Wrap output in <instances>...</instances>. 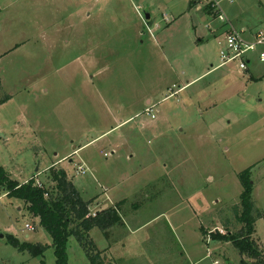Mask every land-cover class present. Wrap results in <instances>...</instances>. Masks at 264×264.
<instances>
[{
    "label": "rangeland",
    "instance_id": "374dc122",
    "mask_svg": "<svg viewBox=\"0 0 264 264\" xmlns=\"http://www.w3.org/2000/svg\"><path fill=\"white\" fill-rule=\"evenodd\" d=\"M211 3L214 12L194 0H0V95L10 97L0 106V166L20 184L34 177L47 189L48 170L63 169L82 199H93V215L125 199L121 221L143 227L131 233L121 223L106 235L115 264H251L230 243L202 240L200 226L220 233L227 221L230 233L241 231L231 208L249 167L264 215L255 201L264 199V62L249 55L255 81L233 62L166 98L177 78L185 85L220 63L227 32H264V0ZM7 234L52 242L5 194L0 264H54L51 247L31 258L7 245ZM90 236L108 244L98 229ZM166 245L170 256H145ZM66 253V264H89L73 236Z\"/></svg>",
    "mask_w": 264,
    "mask_h": 264
},
{
    "label": "trees",
    "instance_id": "16d2710c",
    "mask_svg": "<svg viewBox=\"0 0 264 264\" xmlns=\"http://www.w3.org/2000/svg\"><path fill=\"white\" fill-rule=\"evenodd\" d=\"M208 7L205 10L212 9L214 12L212 5ZM9 99L8 95H0V106ZM251 169L252 167H249L238 174L243 192L238 203L231 208L232 218L241 225V231L230 233L227 221L221 224L224 233L214 230L205 234L202 227L201 231L202 235L209 237L211 241L230 243L240 255H246L251 264H264V251L252 239L254 224L263 214L255 210L252 201ZM48 177L54 184L51 189L38 186L34 177L20 184L12 180L0 166V191L2 190L8 198L20 201L26 212L39 220L40 227L49 234L52 241L51 245L19 241L15 236L7 234L6 244L19 253H27L31 258L43 257L45 251L51 247L55 257L54 264H66V245L68 238L73 236L89 264H107L90 238L89 232L98 229L106 237L107 230L121 224L119 210L122 202L96 212L93 216L89 211L93 199L83 200L63 169L50 168ZM239 264H245V261L242 260Z\"/></svg>",
    "mask_w": 264,
    "mask_h": 264
},
{
    "label": "crops",
    "instance_id": "0c3cea01",
    "mask_svg": "<svg viewBox=\"0 0 264 264\" xmlns=\"http://www.w3.org/2000/svg\"><path fill=\"white\" fill-rule=\"evenodd\" d=\"M207 12V11H206ZM148 19V18H147ZM256 31H260V30H255V31H252V30H249V31H246V32H244V31H242L241 33H239L240 35H241V37L243 38V40H245V41H247V42H249V41H251L252 39H253V33L254 32H256ZM220 62V61H219ZM249 64H250V59H249V63H248V66H247V71L246 72H244V73H240L239 71V74H241V75H243V74H245V73H247V75H248V80L250 79V80H253V81H255L254 80V76L251 74V71H250V69H249ZM227 65H229V63L228 64H225V65H221L220 63L218 64V65H216V66H212V65H209L210 66V69H208V70H206L203 74H201L200 76H198L197 78H195L194 80H192V81H190V82H188V81H186V84L185 85H182V84H180L181 85V87H180V85H179V83H180V81H179V79L177 78V84H178V89H177V93L179 94V92L180 91H183L184 89H187V87L189 86V85H191V84H193V83H195L196 81H198L200 78H202L203 76H205V75H207V74H213L214 72H216L217 70H219V69H222V68H224L225 66H227ZM238 70V69H237ZM264 77V76H263ZM213 83H215V82H213ZM173 86H175V84L174 83H172L171 84V87H173ZM171 87H169V88H171ZM168 88V89H169ZM168 89H167V91H168ZM173 92H174V90H173ZM176 93V94H177ZM147 104H150V101L148 100L147 101ZM207 109V108H206ZM234 116L236 117V118H238V120H237V122L239 121L240 122V119L242 118V116H243V114L241 113V112H239V114H234ZM230 121L228 122V124L230 125ZM122 124V123H121ZM120 124V125H121ZM83 147H85V146H82V148ZM113 149H115V146H113L112 147ZM80 150V148H78L77 150H75L74 152H77V151H79ZM119 150V148H117V149H115V151H118ZM229 149L227 148L226 149V151H228ZM112 155L114 154V150L113 151H111L110 152ZM262 155V157L264 156V152H263V154H261ZM260 163H263L264 164V157L262 158V161L260 162ZM258 186H256V188H257ZM255 188V189H256ZM79 192V191H78ZM253 193H254V188H253ZM0 195H2V196H4L5 195V193H3V194H0ZM125 199H123L122 200V202L124 201ZM256 201V203L258 204V205H263L264 206V199L263 200H261L260 198H258V200H255ZM121 202V201H120ZM119 203V202H118ZM117 204V203H116ZM95 207H97V205L95 204ZM110 208V207H109ZM105 209H107V208H105ZM104 210V209H103ZM99 211H101L100 209H97L95 212H99ZM115 227V226H114ZM114 227H112V228H110L109 230H107L106 231V235L109 233V232H111L112 230H115L114 229ZM121 227L122 228H124V229H126V230H130V232L131 233H135V232H137V231H139V230H141L142 229V227L143 226H141L140 224L139 225H136L134 228H130L129 227V225L126 223V222H124V220H123V218H122V225H121ZM201 227L202 226H200V232H201V234H202V231H201ZM222 228V227H221ZM93 231V229L89 232V235H91V232ZM221 232V231H220ZM223 233H224V231H222ZM104 235V234H103ZM16 237V236H15ZM91 237V236H90ZM105 237V236H104ZM17 238V237H16ZM106 238V237H105ZM253 238H255L254 240L255 241H257V243L259 244V246L261 247V246H263V248H264V215H263V218H260V219H258L256 222H255V224H254V234H253ZM3 239V238H2ZM5 239V238H4ZM161 239H162V237L161 238H159L158 240L159 241H157L156 243H158V245L159 244H161ZM106 240H107V242H108V244L104 247V248H99L98 247V245L96 244V243H94V240H92L93 241V243L95 244V246H96V248H97V250L98 251H100L101 252V255H102V257H103V259L104 260H106L107 259V264H115V257H110L108 254H114V252H113V250H112V247H114V245L112 246L111 244H109V239L108 238H106ZM202 240H209V241H211L210 239H209V237H206V238H204V236L202 235ZM147 242L149 241V240H146ZM147 242H145V243H147ZM150 242L151 241H149L147 244L149 245L150 244ZM166 244V243H165ZM160 246V245H159ZM262 249V248H261ZM145 250V256H147V257H155V259L158 257L159 259H161V258H163V256L164 255H166V256H168L169 254H172V253H170V247L168 246V245H166V246H164V247H162V248H155V247H153V246H151V248H149V251L147 250V248H145L144 249ZM154 251V252H153ZM158 253V254H157ZM103 254H107V258H105L104 256H103ZM179 257H185L188 261L189 260H191V256L189 255V254H187L186 255V253L184 252V251H180L179 252ZM170 256V255H169ZM214 256H216L215 255V253H213L212 255H206V258H213ZM165 258V257H164ZM112 260H114L113 262H112ZM215 263H217L218 264V262L214 259H212V262H211V264H215ZM192 264H194V263H192Z\"/></svg>",
    "mask_w": 264,
    "mask_h": 264
},
{
    "label": "built area",
    "instance_id": "2783aa9c",
    "mask_svg": "<svg viewBox=\"0 0 264 264\" xmlns=\"http://www.w3.org/2000/svg\"><path fill=\"white\" fill-rule=\"evenodd\" d=\"M196 3H211V0H194ZM215 9V7L213 6ZM219 19H222L221 15L217 14ZM253 39L249 42L243 40L241 35L235 30L227 32L223 43H219L221 49L219 51V61L221 65L235 62L237 64V69L240 73L247 71V66L249 63V55L251 53L258 54V60L264 62V51H259L260 47L264 45V32L256 31L253 33ZM175 86L168 89L169 95L166 98H171L176 95L177 92H173ZM153 107L150 104L145 109L144 113L147 118L153 120L155 118ZM80 172H83V168H79ZM40 186V185H38ZM93 215V214H92ZM94 216V215H93ZM25 229L32 230L33 227L29 224H25ZM220 233H223L222 231ZM217 264V263H215Z\"/></svg>",
    "mask_w": 264,
    "mask_h": 264
},
{
    "label": "water",
    "instance_id": "95a60500",
    "mask_svg": "<svg viewBox=\"0 0 264 264\" xmlns=\"http://www.w3.org/2000/svg\"><path fill=\"white\" fill-rule=\"evenodd\" d=\"M146 18H148V15L146 16ZM0 238H3V235H0Z\"/></svg>",
    "mask_w": 264,
    "mask_h": 264
}]
</instances>
